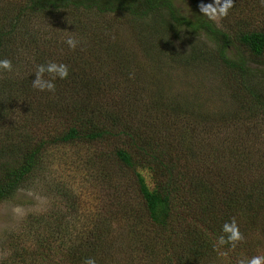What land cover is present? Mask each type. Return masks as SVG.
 Here are the masks:
<instances>
[{"label": "trees", "instance_id": "obj_1", "mask_svg": "<svg viewBox=\"0 0 264 264\" xmlns=\"http://www.w3.org/2000/svg\"><path fill=\"white\" fill-rule=\"evenodd\" d=\"M257 1L235 0L229 15L221 19L223 29L203 16L192 20L194 24L189 20L199 40L180 56L167 47L173 37L152 28L156 22L183 18L171 0H0V58L27 62L19 74L26 85L15 93L33 90L35 67L46 61L69 66L68 77L57 78V84L80 82L90 90L89 76L80 70L85 65L93 77H110L111 65L105 58L58 55L54 50L59 43L51 33H44L45 40L39 43L34 21L47 17L49 27L60 21L67 31L86 32L101 51L117 47L119 25L126 22L143 37H158L157 51L179 63L203 60L198 53L203 36L213 43L207 58L223 64L225 70L221 65L219 69L233 83L232 96L220 99V108L191 100L180 105L157 87L153 93L148 89V99L142 97L140 105L122 101L121 113H110L95 96L84 98L76 108L75 103L61 107L68 116L66 124L53 128L47 137L29 133L24 124L5 130L6 141L0 140V203L27 189L28 182L41 181L35 171L47 148L84 144L95 145L89 159L94 161L93 174L114 188L117 206L107 212L104 204L103 210L83 215L79 196L55 185L51 188L60 197L58 207L28 215L22 231L10 233L6 250L11 253L1 257L0 264H82L86 257H94L97 264H221L220 253L228 246L214 245L221 224L233 217L245 240L224 257V264L264 249V78L256 79L251 66L264 61V20H255L254 8L246 16L249 5ZM200 3L193 0L197 9ZM105 16L114 20L103 24ZM178 32L175 38H180ZM13 41L28 54H15ZM233 48L238 53L232 58L228 53ZM124 68L118 69L128 73ZM5 93L0 89V96ZM8 95L6 102L11 104ZM1 100V116L8 118L11 111ZM128 170L135 184L133 196L125 178ZM142 171L155 176L152 188Z\"/></svg>", "mask_w": 264, "mask_h": 264}, {"label": "rangeland", "instance_id": "obj_2", "mask_svg": "<svg viewBox=\"0 0 264 264\" xmlns=\"http://www.w3.org/2000/svg\"><path fill=\"white\" fill-rule=\"evenodd\" d=\"M171 1L176 11H179L180 17L183 18H178L176 21L165 20L156 22L152 24V28L154 31L159 32L166 30L163 35L173 37L167 47L171 51L178 52L180 56H184L183 53L189 51L195 40H197L196 33L193 36L190 23L194 24L195 21L192 20L200 18L202 15L195 4H193V0ZM250 8H254L252 13L256 21L264 20V5L260 3V0L254 6L249 5L246 16H248ZM180 19H184V21L181 22ZM113 20L114 17L105 16L101 19V22L107 24ZM189 20L192 22L189 23ZM246 20L250 21L251 19ZM59 22L49 27L48 25H51V23L48 17L44 21L38 19L34 21L35 31L39 33L37 38L39 43L45 40L46 34L44 35V33H51L59 43L57 49L55 48L54 50L58 55H64L66 58L76 56L81 59H90V61H93V57L96 61H101L105 58L108 61L107 65H111L108 68L110 69V77L102 79L97 76L93 77L89 65H85L80 70L84 71L83 74L86 78L89 76L88 84L91 87L90 90H86L85 85L83 86L80 82L57 84L54 81L56 85L54 93L41 92L33 87H31L33 90L15 93V90L26 85L25 80L19 74L24 73L22 68L26 66L27 62L22 64L21 60L17 58L18 60L16 59L15 63L12 61V71H0V89L6 92L0 96L3 99L1 101L2 103H7L6 99H8L9 95L7 96V94L9 93L11 95L9 99L12 100V103H7L8 106L5 108L9 112L11 111L8 118L1 116L3 112L0 109V140L2 141H6L3 135L4 131L19 124H24L22 126L23 129H27V126H29V133L31 134L37 136L42 134L47 137L53 133V128L57 129L61 125L66 124L65 121L68 116L65 117L62 110L68 105H72V103H75L73 108H76L82 104L80 102L86 97L92 98L95 96V98L100 100L98 101L102 106L110 110V113H115V111L121 113L122 101L127 102L125 105L134 106L137 102L140 105L143 103L141 98L145 97L148 99L149 92H155L157 87L166 91L168 96L174 98L180 105L191 100L199 104L202 102L203 105L207 102L211 106L214 105L216 108H220L222 106L221 103H223V100L220 99H229L232 96L231 87L233 83L225 76L224 65L218 60L207 58V52L213 48L211 39L202 36L204 45L198 47V53L202 55L203 60L196 62L197 59L189 63L185 61L179 63L177 60H170L168 56H164L163 52L157 51L158 37L156 38L155 35L143 37L135 32L133 28H130L126 22L119 25L120 33H118L117 47H112L110 50L105 48L106 51L97 49L93 45L95 43L94 38L88 37L86 32L80 34L67 31L66 24ZM215 23L217 27L222 29L226 26L222 25L223 21L221 22V20L215 21ZM177 30L180 38L173 36ZM70 35L80 41L76 49H69L64 43ZM203 35L206 36L205 34ZM114 40L115 37L112 38L111 42ZM19 47L18 41L14 42V46L11 44V49L14 50L15 54L21 56L28 54L27 49H20L23 46ZM237 53L238 51L233 48L228 53V56L233 58ZM27 59L29 60L28 56ZM137 62L140 64L138 69ZM91 65L93 66V64ZM219 65L224 70H220ZM122 66H125L124 69L128 73L119 71L118 68H122ZM251 66L257 72L255 75L256 79L258 77L264 78V61L252 63ZM45 78L49 77L45 76ZM12 81L16 83H13L11 87L10 83ZM148 89L151 91L148 92ZM14 98L16 99L15 102ZM192 102H189V104ZM113 104L114 107L110 108ZM110 141L107 140V143ZM100 146L101 144L97 145V147ZM94 149L95 145L84 144H69L47 148L41 166H38L35 171L41 181L37 178L35 181L28 182L27 189H20L13 198L0 203V258H5L11 253L9 248L6 250V241L10 233L22 231V224L28 215H37L49 208L58 207L60 197L57 196L55 189L51 188L55 185L65 186L79 196L81 200L80 212L83 215L87 211L96 210L97 212L103 210L104 204L107 205L105 208L107 212L115 209L117 205L115 204L114 188L98 177L97 174H93L94 169L92 168L95 165L92 162L94 161L89 159L92 158ZM142 174L152 188L153 179H156L155 176L146 171H142ZM125 178H128V190L130 195L133 196L135 184L131 171L128 170L126 172ZM106 211H104V217L107 215ZM23 241H26V238ZM258 254H264V249L258 248L254 255ZM224 257H220L221 264L226 261Z\"/></svg>", "mask_w": 264, "mask_h": 264}, {"label": "clouds", "instance_id": "obj_3", "mask_svg": "<svg viewBox=\"0 0 264 264\" xmlns=\"http://www.w3.org/2000/svg\"><path fill=\"white\" fill-rule=\"evenodd\" d=\"M260 3L264 5V0H260ZM234 4L235 0H211L209 3H204L201 0L198 8L203 17L211 21H219L229 15V11ZM64 43L69 49H76L80 41L70 35ZM12 70V61L8 58H0V71L10 72ZM45 74L49 78H45ZM34 75L35 79L32 81L34 89L41 92L54 93L56 90L54 81L57 78L66 79L69 75V66L63 62L46 61L36 65ZM244 240L245 237L233 217L221 224L220 235L217 237V244L214 245V249L227 245V249L220 253V255L226 257L237 247L238 243H242ZM82 264H97V260L94 257H86L83 259ZM235 264H264V254L237 257Z\"/></svg>", "mask_w": 264, "mask_h": 264}]
</instances>
